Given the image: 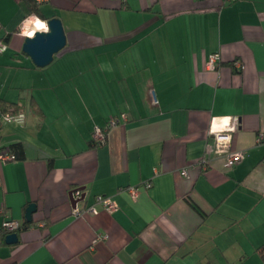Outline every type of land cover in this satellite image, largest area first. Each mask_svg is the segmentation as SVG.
I'll use <instances>...</instances> for the list:
<instances>
[{"label":"crops","instance_id":"crops-1","mask_svg":"<svg viewBox=\"0 0 264 264\" xmlns=\"http://www.w3.org/2000/svg\"><path fill=\"white\" fill-rule=\"evenodd\" d=\"M55 16L67 45L38 67L25 21ZM0 41V98L27 116L0 130L25 150L0 161V224L25 222L0 264H263L264 0H0ZM231 122L245 156L229 168L211 130ZM82 187L80 210L99 194L117 210L76 213Z\"/></svg>","mask_w":264,"mask_h":264},{"label":"built area","instance_id":"built-area-1","mask_svg":"<svg viewBox=\"0 0 264 264\" xmlns=\"http://www.w3.org/2000/svg\"><path fill=\"white\" fill-rule=\"evenodd\" d=\"M6 48H7V43L4 41H0V52H3ZM220 61H221V55L219 52L211 53L208 56L207 67L210 69H217L220 65ZM233 63L239 69H243L244 67L242 61L239 59L235 60ZM153 100L155 103H157V98L154 92H153ZM26 118H27L26 113L25 111L22 110L16 113L8 112L6 114H2L1 121L2 123L3 122H13L17 124H23L26 122ZM128 118H129V115L123 112L121 114L111 117L105 126H99V125L95 126L93 133H92L93 145L97 147V146H101L105 144L107 141L109 129L114 126H117L118 124L128 121ZM237 128H238L237 122H231L221 129L211 130V133L214 134L215 136L218 151L220 153H224L225 155V166L229 168L234 167L245 156L244 151H232L229 148V143L231 142L233 133L237 130ZM260 139L261 138H259V140ZM15 159H17L15 153L8 151V149L6 150L3 148L0 149V161L1 162H5L8 160H15ZM182 173L187 174V170H183ZM144 187L145 188L151 187V182H145ZM127 190L131 194L132 198L137 197L138 187L130 186L127 188ZM74 196L75 198H80L81 197L80 191L76 192ZM78 203L74 207L76 213H82V211H85V210L93 212V213H97L98 212L97 205H101L108 212H114L118 208L117 204L114 202V200L111 197L102 195V194H99L96 196L95 204L88 206L87 208L83 210H80L78 208ZM24 224H25L24 221L6 218L3 221V223L0 224V233L1 232H7V233L17 232L18 233L21 230H23ZM102 237L105 238L107 237V235L105 234V235L99 236V238H102Z\"/></svg>","mask_w":264,"mask_h":264},{"label":"water","instance_id":"water-1","mask_svg":"<svg viewBox=\"0 0 264 264\" xmlns=\"http://www.w3.org/2000/svg\"><path fill=\"white\" fill-rule=\"evenodd\" d=\"M47 31H36L33 36H27L25 38L22 51L29 56L33 63L38 67H45L49 65L56 54L63 50L67 45V35L61 18L55 16L48 20ZM2 112L0 111V130L2 129L1 121ZM84 188L74 189L70 192L72 204L75 207L76 204L81 201L85 194L83 193L80 198H75V193L82 191ZM36 210V204L32 203L26 210V219L30 222L32 215ZM19 241V235L17 232L8 233L6 236V242L14 244Z\"/></svg>","mask_w":264,"mask_h":264},{"label":"trees","instance_id":"trees-1","mask_svg":"<svg viewBox=\"0 0 264 264\" xmlns=\"http://www.w3.org/2000/svg\"><path fill=\"white\" fill-rule=\"evenodd\" d=\"M31 6H32V10L38 12V8H37V5L35 3H32ZM0 111L2 112V114H6L8 112L16 113V112L22 111V109L20 108V106L16 102H11V101H8L4 98H0ZM0 149H2V148H0ZM7 149H8V151L15 153L17 159H24L25 158V150H24V146H23L22 142H14V143L10 144ZM24 227H25V224H24ZM0 234L5 235V234H7V232H1ZM257 252H258L259 256L261 257L263 264H264V243L261 244L257 248Z\"/></svg>","mask_w":264,"mask_h":264},{"label":"clouds","instance_id":"clouds-1","mask_svg":"<svg viewBox=\"0 0 264 264\" xmlns=\"http://www.w3.org/2000/svg\"><path fill=\"white\" fill-rule=\"evenodd\" d=\"M33 22H35V27L32 29L31 32H28L27 31V25H30L32 24ZM38 30H43V31H47L48 30V22L46 20H40L36 17H32L30 19H27L25 21V32L28 34V35H32L34 34L36 31Z\"/></svg>","mask_w":264,"mask_h":264},{"label":"rangeland","instance_id":"rangeland-1","mask_svg":"<svg viewBox=\"0 0 264 264\" xmlns=\"http://www.w3.org/2000/svg\"><path fill=\"white\" fill-rule=\"evenodd\" d=\"M9 125V123L3 122V129L1 131H4Z\"/></svg>","mask_w":264,"mask_h":264},{"label":"bare ground","instance_id":"bare-ground-1","mask_svg":"<svg viewBox=\"0 0 264 264\" xmlns=\"http://www.w3.org/2000/svg\"><path fill=\"white\" fill-rule=\"evenodd\" d=\"M34 25H35V23H34ZM31 32V31H30ZM32 35H34V34H32Z\"/></svg>","mask_w":264,"mask_h":264}]
</instances>
